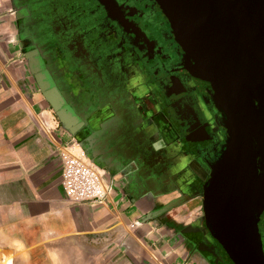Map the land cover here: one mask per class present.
I'll list each match as a JSON object with an SVG mask.
<instances>
[{"label": "flooded vegetation", "instance_id": "1", "mask_svg": "<svg viewBox=\"0 0 264 264\" xmlns=\"http://www.w3.org/2000/svg\"><path fill=\"white\" fill-rule=\"evenodd\" d=\"M7 2L20 47L65 94L62 101L77 122L94 127L116 116L142 124L144 197L201 203L189 236L211 264H235L203 210L204 190L229 132L158 0ZM88 131L80 128L75 140L80 143ZM261 174L252 203L264 254V168Z\"/></svg>", "mask_w": 264, "mask_h": 264}, {"label": "crops", "instance_id": "2", "mask_svg": "<svg viewBox=\"0 0 264 264\" xmlns=\"http://www.w3.org/2000/svg\"><path fill=\"white\" fill-rule=\"evenodd\" d=\"M0 2V239L4 222L33 229L38 222L44 234L53 229L59 240H67L70 229L76 239L90 237L112 256H122V264H211L189 236L201 203H166L175 195L141 196L143 188L132 185L136 162L123 172L111 162L113 156H132L141 163L143 126L133 120L112 116L93 127L104 126L95 144L101 162L95 165L117 182L115 191L99 205L66 202L58 152L74 136L59 115L69 127L78 122L66 120L68 108L38 60L20 47L14 14L7 0ZM4 256L0 247V264Z\"/></svg>", "mask_w": 264, "mask_h": 264}, {"label": "water", "instance_id": "3", "mask_svg": "<svg viewBox=\"0 0 264 264\" xmlns=\"http://www.w3.org/2000/svg\"><path fill=\"white\" fill-rule=\"evenodd\" d=\"M158 2L229 132L226 150L203 194L206 225L235 264H264L252 203L264 168V0ZM56 91L66 98L58 87ZM64 115L77 120L70 111ZM59 118L73 136L80 128L89 129L80 146L94 164L101 162L95 144L104 126L78 122L69 127ZM137 153L141 163L132 156H113L111 162L120 167L118 172L136 162L132 185L142 189L143 146Z\"/></svg>", "mask_w": 264, "mask_h": 264}, {"label": "rangeland", "instance_id": "4", "mask_svg": "<svg viewBox=\"0 0 264 264\" xmlns=\"http://www.w3.org/2000/svg\"><path fill=\"white\" fill-rule=\"evenodd\" d=\"M32 227L34 226L23 224L18 227L4 222V238L0 239V247L5 255L4 259L7 258V263L3 264H122L124 262L122 256H112L102 243L94 242L90 237L82 239L78 235L79 238L76 239L71 229L68 231L67 240H59L56 238L57 232L53 229L51 234H44L40 223L37 222L34 229ZM15 236L20 237L15 239Z\"/></svg>", "mask_w": 264, "mask_h": 264}, {"label": "built area", "instance_id": "5", "mask_svg": "<svg viewBox=\"0 0 264 264\" xmlns=\"http://www.w3.org/2000/svg\"><path fill=\"white\" fill-rule=\"evenodd\" d=\"M58 158L61 164L60 187L67 203L99 205L117 188V182L105 177L75 138L66 139Z\"/></svg>", "mask_w": 264, "mask_h": 264}, {"label": "bare ground", "instance_id": "6", "mask_svg": "<svg viewBox=\"0 0 264 264\" xmlns=\"http://www.w3.org/2000/svg\"><path fill=\"white\" fill-rule=\"evenodd\" d=\"M9 262V261H8ZM5 263H7L6 261H5Z\"/></svg>", "mask_w": 264, "mask_h": 264}]
</instances>
